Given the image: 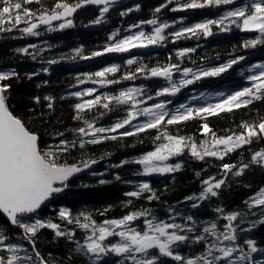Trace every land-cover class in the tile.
Returning <instances> with one entry per match:
<instances>
[{
	"label": "trees",
	"instance_id": "1",
	"mask_svg": "<svg viewBox=\"0 0 264 264\" xmlns=\"http://www.w3.org/2000/svg\"><path fill=\"white\" fill-rule=\"evenodd\" d=\"M57 2L58 0H40V3L24 6L38 16L44 9L50 14ZM66 2L74 5L80 0H66ZM186 2L187 0H179L180 4ZM247 2L248 0H236V3L231 5L173 12L171 9L178 6L176 0L171 4H167V0L122 1L108 5L109 12L104 14L99 24H95L94 21L101 18L102 7L91 6L80 10L70 19L71 27L59 28V24L64 23L65 20L51 25H40L36 30L40 33L38 36H31L21 31L29 26L24 20L19 25H14L12 22L0 25V28H12V31H0V70L12 69L18 73L17 76L0 81V84L10 85L6 92L10 110L22 119L31 131L39 135L42 149H49L51 146L57 153L59 163L83 167L84 161H97L88 170L68 181V187L62 193L54 195L49 204L43 206L33 216L22 218L26 222H33L35 218L51 220L59 224L61 230L73 232L72 239L67 236L57 237L53 230L44 228L33 237L35 240V248H33L32 243L24 238L23 229L11 225L0 214V228L8 238L4 241V245H20L23 250L19 251L18 255L32 257V261L24 260L23 264H40L39 258L35 255L37 251L43 257L45 264H91L88 256L76 251L78 247L76 241L83 244L86 237L91 235V229L79 227V224L90 223L85 219L89 215L99 226L104 225L105 221L122 219L132 213H147L128 225L140 232L147 230V220H152L154 223L164 221L182 225L184 230H177L178 234L187 235L189 239L173 245L172 250L185 258L194 259L204 254L207 245L215 240V237L203 231L204 227H210L211 223L215 222L217 233H224L227 231L224 226L228 223L225 217L235 212L239 213V216L233 221L237 235L234 243L245 252L249 250L245 243L247 240L255 241L258 249H264V224L256 223L253 227L254 222L264 219V205L249 208L246 203L264 188V165L251 163L252 156L264 150V138H252L250 144L228 153L223 160L205 157L201 161L192 157L189 149L185 148L183 154L170 159L171 165L181 164V169L172 173L144 174V165L135 163L160 144L167 142L163 136L164 132L173 136L191 138L199 148L203 141H211V133H203L204 123L209 125L217 137H227L244 132L243 124H259L264 118V98H262L253 100L247 106L234 107L230 112L222 111L211 116L194 113L193 118L187 121L171 125L166 123L167 119L176 114L177 109H180L185 102L189 103L192 109L209 104L215 105L237 91L252 87L254 82L248 77L257 72L252 71L251 67L264 64V43H258L255 47H244V44L250 40L264 39L258 32L244 31L226 21L224 25H212L213 34L210 36L199 32L197 35L186 34L187 38L181 37L175 40L171 35L183 27L219 19L225 12ZM164 4H167V7L161 8L159 13L155 12L157 7ZM0 7H3V4H0ZM151 19H157L158 23L173 25L165 29L166 39L162 43L135 47L124 53L92 56L93 52H103L105 47L124 38L133 30L142 29L146 35L152 34L156 25L142 23ZM31 22L38 23V19L33 17ZM133 25L138 27H132ZM224 27H228L229 30L223 31ZM114 33L115 39H113ZM25 47H28L27 54L18 51ZM188 48L195 51L184 57L177 56L179 51ZM239 57L244 59L218 76H202L192 84L181 87L175 95L157 96V92L170 87L172 83L179 85L182 79H192L191 74L184 76L182 70L185 68L200 72L225 65ZM129 59L136 62L129 65L127 64ZM53 60L56 63H49ZM112 65H119V70L106 74L105 77L93 75ZM169 65H178L181 69L172 70L171 81L165 77L150 75V69ZM138 68H144L145 72H138ZM33 73L36 75H31ZM133 73L135 78H123ZM90 75L91 80L88 79ZM110 80H116L118 83H107ZM90 88L95 89L92 95L81 97L73 95ZM130 88H139L143 91L127 104L112 101L109 109L97 105L79 113L75 108L77 103H85L97 96L102 98L101 104L108 102L103 97L118 95L121 91ZM149 96L153 99H148ZM35 97L40 98L39 103L35 102ZM45 97L53 98L52 108L48 107L49 101ZM161 102L166 104L164 110L169 115L165 117L159 128L147 129L132 136H122L121 133L124 131H134L138 126L132 122L124 129L104 134L117 136L115 140L106 139L95 145L85 144L84 148L79 147L81 137L76 130L81 127L87 128L85 121L93 122L96 127L109 128L126 118L129 111L139 112L145 107ZM78 114L80 119L76 118ZM59 133L63 135H58ZM157 136L161 138L156 139ZM90 138L84 137V139ZM63 140L68 141L69 145L75 141L76 146L61 152L56 146ZM124 161L128 163L125 164ZM223 164H234L237 167L232 172L226 173L222 169ZM243 164H249V167L244 169L242 175H234ZM211 177H215L217 181L220 179L225 181L221 188L216 190L217 196L213 197L209 194L207 199H187L193 196L200 197L207 187L203 181ZM144 182L151 185L157 198L149 199L151 195L149 192H144L139 197L127 195L129 192L138 191L140 184ZM193 203L197 204V207H192ZM61 208L69 210L71 223L68 219H60ZM217 209H222L223 212H218ZM187 217H192V220H188ZM76 218H79V223ZM189 228L192 231H187ZM120 229L122 228H116L115 231L119 232ZM201 235L205 237L207 244L205 241L193 242ZM120 239L119 236H109L103 244L110 246L119 243ZM4 245H0V256L8 259L11 253ZM152 255H158V249L149 250V256ZM121 260L124 264H133V261L114 253L102 255L96 264H120ZM256 261H264V252L257 251L252 254L251 264H256ZM160 264H182V262L170 257H160ZM220 264L226 262L221 261ZM244 264L249 262L245 261Z\"/></svg>",
	"mask_w": 264,
	"mask_h": 264
},
{
	"label": "snow or ice",
	"instance_id": "2",
	"mask_svg": "<svg viewBox=\"0 0 264 264\" xmlns=\"http://www.w3.org/2000/svg\"><path fill=\"white\" fill-rule=\"evenodd\" d=\"M115 0H80V2L69 4L66 0H58L54 9L49 14L47 9H44L39 13L33 12L24 5L32 3H40V0H0V25L6 22H12L14 25H19L22 20L28 22L29 26L23 28V33L31 36H38L40 33L36 31L40 25H51L53 21L65 20L64 23L59 24V28L71 27L72 21L67 19L71 17L77 9L84 7L85 5H103L101 8V18L94 21L95 24L102 22V18L105 13L109 12L108 5L114 3ZM177 7L172 8L173 12L177 10L185 9H203L209 6L219 5H231L236 3V0H187L186 3L180 4L179 0H176ZM173 3V0H167V4ZM167 4L161 5L155 9V12L159 13L161 8L167 7ZM58 10V11H57ZM131 11V10H130ZM126 14V13H125ZM38 19V23L31 22V18ZM226 21L231 24H235L238 28L244 31H256L260 34L261 38H264V0H248L242 6L235 7L234 9L225 12L219 19L206 20L201 23H195L189 27H183L178 31L171 33L175 40L181 37H186V34L197 35L202 32L205 36L212 35V25H224ZM151 25H156L153 33L146 35L144 31H140L135 35L125 36L123 39L116 41L113 44L105 47L103 52H93L92 56H101L104 53H124L128 52L130 47H147L148 45L162 43L166 37L164 35L165 29L172 27L167 23H158L157 19H151L146 22ZM132 27H138L133 25ZM52 30V29H50ZM223 31H228V27H224ZM0 31H12L11 27L0 28ZM116 34H113L115 39ZM258 43H264V39L250 40L244 44V47H255ZM34 47V46H31ZM23 53H28V47L18 49ZM195 51V49H183L177 53L178 57H184L186 54ZM35 58V57H33ZM88 59L89 57H84ZM244 57L233 59L227 64L215 67L209 70H201L200 72H194L192 68L183 69L184 76L192 75V79H182L179 81V85L172 83L170 87L163 88L157 92V96L165 94L175 95L179 92L181 87L192 84L195 80L200 79L202 76H218L221 73L227 71L233 64L238 63L239 60H243ZM136 61L133 59L127 60V64L131 65ZM49 63H56L55 60ZM256 68L264 69V64L255 65ZM176 69L180 71L178 65H169L163 68L150 69V75L153 77H165L171 81L172 70ZM119 70V65H112L106 67L102 71L95 72L93 75L96 77H105L106 74L115 73ZM138 72H145L144 68H138ZM14 70L10 72H0V81H5L12 76H17ZM31 75H36L33 73ZM31 75L29 78H31ZM124 79L135 78V73L125 75ZM91 80L92 76H88ZM248 79L253 81L252 87L244 88L241 91H237L226 99L215 105L209 104L205 107L196 109L187 108L181 105V108H185L183 112L177 109V113L171 115L166 123L171 125L180 121H187L193 118V114H207L217 115L222 111H232V109L239 108L242 105L247 106L253 102V100H260L264 98V70L260 71L258 75L249 76ZM96 82V81H94ZM103 83V81H100ZM109 84L118 83L116 80L107 81ZM10 85L0 84V213L4 214L11 225L17 226L23 229L24 238L32 243L35 248V240L33 237L44 228L54 231L55 236L63 237L67 236L72 239L73 232H65L61 230L60 225L52 222L51 220H42L35 218L33 222H26L23 217H31L47 201H49L54 195L59 194L68 187L69 179L76 173L81 172L84 168L90 167L92 164L97 163L96 160L84 161L83 167L79 165H67L58 162V156L51 146L49 149H42L39 144V135L31 131L25 124V122L10 110L7 103L6 92ZM95 89H87L85 92L73 93L76 97L84 95H92ZM143 90L139 88H130L121 91L118 95L105 96L104 100L108 102L102 103V98L97 96L93 100H88L85 103H77L75 108L78 113L84 109H92L97 105H101L104 109H109L110 103L115 101L118 104H127L129 101L134 100V97L140 94ZM49 101L48 107L52 108V97H45ZM148 99H153L149 96ZM40 98L35 97V102L39 103ZM170 103V101H169ZM135 107V104H133ZM166 104L164 102L156 103L152 107H145L139 112L129 111L126 118L118 121L109 128L96 127L93 122L85 121L87 128L81 127L76 131L79 133L80 148H84L85 144H98L102 140L117 139L115 135H104L106 133H114L119 129H124L126 126L131 125L138 115L145 117H152L147 122L139 124L135 127L134 131H124L122 136H132L147 129L159 128L162 122L165 121V117H168V112L164 109ZM80 119L79 114L76 117ZM245 129L239 135H229L227 137H217L210 129L207 123L202 125L204 134L211 133V141H203L198 148V145L191 140V138L178 137L169 135L167 132L163 133L167 142L160 144L155 151L148 152L135 163L144 165L143 173H172L181 169V164L175 165L164 163L161 165L159 162H165L172 156L183 154L185 148H188L192 157L203 161L205 157H216L220 160L224 159V156L228 153L241 148L245 144H250L252 138H264V118L261 119L259 124H243ZM99 134V135H98ZM58 135H63L59 133ZM235 136V138H233ZM84 137H91L90 139H84ZM157 136L156 139H160ZM210 143V146H208ZM75 141L69 145V142L63 140L56 148L61 152H66L70 147H75ZM218 146H223L222 148ZM123 163L127 164L128 161ZM251 163L264 165V150L256 152L252 158ZM237 166L234 164H223L222 169L224 172H232ZM249 164H243L234 175H242L244 169L248 168ZM199 175V173H197ZM119 178V177H117ZM104 183V181H101ZM225 183L224 179L216 180L215 177H211L208 180H204L203 184L207 187L204 188L200 197H188L187 199H207L209 194L213 197L218 195L216 190L220 189ZM149 192L151 195L149 199L157 198L156 193L152 190L151 185L148 182L140 184L138 191H132L127 193L131 197H139L142 193ZM249 208L255 206L264 205V188H261L259 192L250 201H246ZM192 207H197V204L193 203ZM218 212H223L222 209H217ZM147 213L139 212L125 215L122 219L105 221L104 225H96L95 221L91 220V216H86L85 219L90 223L79 224V227L83 229H91V235L87 236L85 242L80 244L76 241L78 247L77 252H82L89 257L91 264H96V261L102 258V255H108L114 253L118 256H124L125 259L133 261V264H160V257H170L182 264H220L221 261H225L226 264H244L245 261L251 264L252 254L257 251L264 252V249H258L256 242L253 240H247L245 243L248 245V251L245 252L243 248L234 242L237 240L236 226L233 221H236L239 213L228 214L225 218L228 223L224 226L227 231L224 233H217V225L215 222L211 223V226L204 227L203 231L208 233L215 240L212 244L207 245L205 253L197 256L196 258H185L184 256L174 253L172 248L180 242L187 241L189 237L187 235L178 234L177 230L183 231V226L176 223H167L160 221L154 223L152 220H147V230L140 232L135 228H131L128 225L131 221L136 220L139 216L146 215ZM83 215V213L81 214ZM71 213L68 209L61 208L59 210V217L61 220L69 219ZM188 220H192V217H187ZM79 223V218H76ZM256 223L264 224V219L253 223L255 227ZM107 225V226H105ZM110 226V227H109ZM116 228H122L119 232L115 231ZM172 229L173 231H169ZM250 230V229H249ZM187 231H192L191 228ZM98 233V235H97ZM119 236L120 242L111 244L110 246L104 245L101 242L109 236ZM95 237V239H94ZM8 239L4 235V231L0 228V245H4V241ZM207 241L203 235L196 237L195 242ZM224 241H228L229 244H224ZM11 256L5 259L0 256V264H23L24 260L32 261L31 256L21 257L18 255L19 251H22V246L17 244L4 245ZM158 249V255L149 256V250ZM143 254L140 258L136 254ZM216 253H219L217 255ZM234 254H237L234 256ZM36 257L39 258L40 264H45L43 257L37 251ZM120 264H124L121 260ZM256 264H264V261H256Z\"/></svg>",
	"mask_w": 264,
	"mask_h": 264
},
{
	"label": "rangeland",
	"instance_id": "3",
	"mask_svg": "<svg viewBox=\"0 0 264 264\" xmlns=\"http://www.w3.org/2000/svg\"><path fill=\"white\" fill-rule=\"evenodd\" d=\"M140 31H142V29H136V30H133V31H131V32H129L128 34H127V36H129V35H135L136 33H139ZM115 34V33H114ZM120 39H123V38H120ZM119 39V40H120ZM115 43V42H114ZM130 49H133V48H131L130 47ZM129 49V50H130ZM251 70L252 71H257L256 72V74H254V75H258L259 74V70H264V69H260V68H256L255 66H253V67H251ZM10 71H12V69H3V70H0V72H10ZM184 106H186L187 108H191V105L189 104V103H187V102H185V104H183ZM154 106V105H153ZM150 107H152V106H150ZM181 112H183L184 110H185V108H180L179 109ZM152 117H145V116H137V119L136 120H134L133 121V123H134V125H139V124H142V123H145V122H147L149 119H151ZM218 147H220V148H222L223 146H218ZM156 150V149H155ZM155 150H153V151H155ZM173 157V156H172ZM172 157H170L167 161H165V162H159V163H161V165H163L164 163H167V164H171V162H170V159L172 158ZM107 226V225H106ZM110 227V226H109ZM121 230H126V229H120L119 231H121ZM169 231H171V230H169ZM95 239V238H94ZM102 244H103V241L101 242ZM229 242H226L225 241V243L224 244H228ZM219 254V253H218ZM137 255V257H140L141 255H143V254H136ZM238 264H239V262H238Z\"/></svg>",
	"mask_w": 264,
	"mask_h": 264
},
{
	"label": "water",
	"instance_id": "4",
	"mask_svg": "<svg viewBox=\"0 0 264 264\" xmlns=\"http://www.w3.org/2000/svg\"><path fill=\"white\" fill-rule=\"evenodd\" d=\"M122 1H133V0H115V2L114 3H111V4H116V3H119V2H122ZM111 4H109V5H111ZM103 7V5H91V4H88V5H85L84 7H81V8H79V9H77V11L76 12H74L73 14H72V16L71 17H68L67 19H71V18H73L80 10H82V9H84V8H87V7ZM61 21H64L63 19L62 20H58V21H53L52 22V24H55V23H58V22H61ZM89 169V167L88 168H84L81 172H79V173H76V174H74L70 179H69V181L72 179V178H74V177H76V176H78L79 174H81L82 172H84V171H86V170H88ZM62 193V192H61ZM52 199V198H51ZM51 199L49 200V201H47L46 203H45V205H47V204H49L50 202H51ZM45 205H43V206H45ZM42 206V207H43ZM41 207V208H42ZM40 210V209H39ZM38 210V211H39ZM37 211V212H38ZM3 217H5V215L4 214H2V213H0ZM5 219H7L6 217H5ZM8 221V220H7ZM9 223H10V221H8ZM11 224V223H10Z\"/></svg>",
	"mask_w": 264,
	"mask_h": 264
}]
</instances>
